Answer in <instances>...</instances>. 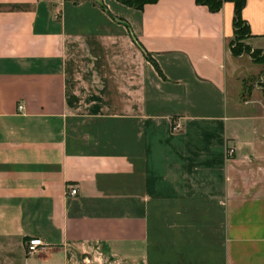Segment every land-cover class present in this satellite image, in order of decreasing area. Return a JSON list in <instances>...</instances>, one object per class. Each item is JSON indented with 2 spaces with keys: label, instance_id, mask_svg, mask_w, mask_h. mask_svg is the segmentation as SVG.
Instances as JSON below:
<instances>
[{
  "label": "crops",
  "instance_id": "0c3cea01",
  "mask_svg": "<svg viewBox=\"0 0 264 264\" xmlns=\"http://www.w3.org/2000/svg\"><path fill=\"white\" fill-rule=\"evenodd\" d=\"M233 13L0 0V264H264V60ZM241 17L264 55V0Z\"/></svg>",
  "mask_w": 264,
  "mask_h": 264
},
{
  "label": "trees",
  "instance_id": "16d2710c",
  "mask_svg": "<svg viewBox=\"0 0 264 264\" xmlns=\"http://www.w3.org/2000/svg\"><path fill=\"white\" fill-rule=\"evenodd\" d=\"M117 2L128 6L132 9L141 10L147 4H154L158 0H116ZM197 5L206 6L210 12H218L224 2H231L234 6L233 13V40L231 41L230 53L239 57L248 55L253 61L262 63L264 55L260 52L251 50L245 41L249 37V29L247 23L242 19L241 12L245 5V0H195ZM145 57L151 58L146 54Z\"/></svg>",
  "mask_w": 264,
  "mask_h": 264
},
{
  "label": "built area",
  "instance_id": "2783aa9c",
  "mask_svg": "<svg viewBox=\"0 0 264 264\" xmlns=\"http://www.w3.org/2000/svg\"><path fill=\"white\" fill-rule=\"evenodd\" d=\"M18 110L21 111L22 106H18ZM181 128H182V126L178 121L172 122V130L173 131H180ZM233 154H234V150L232 148H228L226 150L227 158H230ZM67 194L70 196H74L77 194V189L71 188V189H69ZM45 248H46L45 244L39 238H31L25 242V253L28 256L36 255V254L40 253L41 251H44Z\"/></svg>",
  "mask_w": 264,
  "mask_h": 264
}]
</instances>
